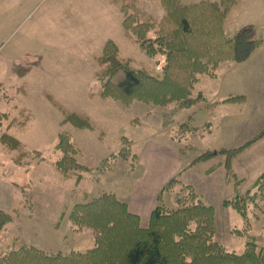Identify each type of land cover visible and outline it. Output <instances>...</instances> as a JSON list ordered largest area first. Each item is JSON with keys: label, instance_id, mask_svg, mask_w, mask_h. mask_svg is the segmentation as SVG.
Wrapping results in <instances>:
<instances>
[{"label": "rangeland", "instance_id": "374dc122", "mask_svg": "<svg viewBox=\"0 0 264 264\" xmlns=\"http://www.w3.org/2000/svg\"><path fill=\"white\" fill-rule=\"evenodd\" d=\"M122 4H133L140 21L159 24L166 14L161 0H0V114L8 116L0 122V136L10 120L24 123L9 134L22 152L42 158H18L17 165L20 152L0 144V209L15 216L0 234V258L26 245L54 255L85 252L94 237L71 224L75 205L109 190L126 201L136 184L150 192L155 184L146 182L165 177L177 182L160 190L154 208L177 210L193 193L213 208V240L224 250L241 254L250 240L264 248V202L257 198L246 218L223 207L264 173V137L231 161L242 180L238 189L227 178L223 156L190 166L205 151L241 147L264 129V0H238L223 24L226 38L247 30L260 46L246 59L209 69L188 95L164 106L99 97L96 58L108 40L137 69L161 75L164 67L163 59L147 58L124 36ZM26 67L31 71L19 78L17 71ZM44 93L65 111L88 117L94 132L59 126L63 116ZM229 94L235 101L220 100ZM60 133L69 136L85 171L65 177L56 170L63 157L56 149ZM135 202L148 203L141 196Z\"/></svg>", "mask_w": 264, "mask_h": 264}, {"label": "trees", "instance_id": "16d2710c", "mask_svg": "<svg viewBox=\"0 0 264 264\" xmlns=\"http://www.w3.org/2000/svg\"><path fill=\"white\" fill-rule=\"evenodd\" d=\"M237 1H202L184 6L178 0H161L166 14L159 24L140 21L139 12L133 4L129 7L122 4L124 36L137 45L147 58L163 59L164 67L161 75L137 69L130 59L120 58L117 45L108 40L101 55L96 58L98 70L94 76L101 86L99 97L134 98L164 106L183 99L193 90L200 75L209 69L215 70L221 62L246 59L260 46V42L251 41L247 30L231 38H226L223 33L224 20ZM127 10L130 11L128 14ZM30 71V67L20 69L17 76L23 78ZM44 99L63 116L59 126L68 124L77 130L94 132L88 117L65 111L48 93H44ZM7 119L6 114H0V122ZM15 124L24 126L16 119L10 120L0 136V144L7 151L20 152L15 159L17 165L20 164L18 158L32 156L42 160L37 152H22L21 142L9 134ZM263 137L264 129L241 147L205 151L190 166L217 155L223 156L227 178L238 189L242 180H238L233 173L231 161ZM56 149L63 155L55 164L56 170L63 176L86 170L75 161L73 156L77 150L66 133L58 135ZM80 180L81 175H77L75 184ZM175 182L176 178L169 180L162 191ZM185 189L191 190L189 186ZM253 189L255 193L251 194ZM190 196L188 194L184 199L187 204L177 210L156 206L150 213L148 224L142 226L140 217L132 214L125 202L114 194L101 193L75 205L69 214L75 229L92 232L94 245L91 249L54 255L26 245L0 258V264H264V248L257 247L252 240L246 243L241 254L227 252L214 241L213 208L205 205L195 194L190 193ZM257 198L264 202V173L250 190L244 194L236 192L231 201L223 202V207H230L246 218L248 207ZM13 217L12 213L0 209V234L14 221Z\"/></svg>", "mask_w": 264, "mask_h": 264}, {"label": "crops", "instance_id": "0c3cea01", "mask_svg": "<svg viewBox=\"0 0 264 264\" xmlns=\"http://www.w3.org/2000/svg\"><path fill=\"white\" fill-rule=\"evenodd\" d=\"M202 1L212 2V1H215V0H200V1H197V2L199 3V2H202ZM179 2L182 5H184V6H189V5L196 4V3H190V2L185 3L182 0H179ZM221 65L225 66L224 63H221L219 65V67ZM226 67H230V66H226ZM214 77H216V76H214ZM233 97L234 96L232 94H229V95H227V97L222 98L220 100H227V99L233 98ZM177 175H178V173H177ZM171 179H173V178L165 177L163 179L162 178H157V180H154L153 178L151 180L149 179V182H146V184H155V187H152L150 192H146V188L144 187V184L141 185L140 183H138V184H136L134 186V189L131 192V195L126 197V201H123V202H125L128 205V209H129V211L132 214L138 215L140 217L142 226L148 224L150 213L153 210V208L156 205V203L158 202V195L160 193V190ZM104 192H108V193L114 194L116 196V194L113 193L110 190L109 191H104ZM137 196H141L142 199H147V201H148V203L146 204L147 206H145V203H143L142 206H140L138 203H136L135 200H136ZM143 206H145V207H143Z\"/></svg>", "mask_w": 264, "mask_h": 264}, {"label": "clouds", "instance_id": "9594fccd", "mask_svg": "<svg viewBox=\"0 0 264 264\" xmlns=\"http://www.w3.org/2000/svg\"><path fill=\"white\" fill-rule=\"evenodd\" d=\"M161 15H163V12H161Z\"/></svg>", "mask_w": 264, "mask_h": 264}]
</instances>
